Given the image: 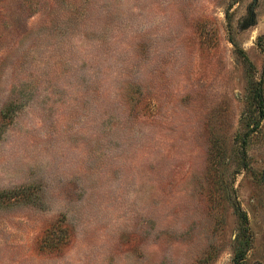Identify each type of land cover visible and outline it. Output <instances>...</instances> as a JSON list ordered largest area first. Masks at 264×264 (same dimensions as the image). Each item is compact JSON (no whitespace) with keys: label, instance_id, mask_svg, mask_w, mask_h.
I'll return each instance as SVG.
<instances>
[{"label":"rangeland","instance_id":"rangeland-1","mask_svg":"<svg viewBox=\"0 0 264 264\" xmlns=\"http://www.w3.org/2000/svg\"><path fill=\"white\" fill-rule=\"evenodd\" d=\"M0 264H264V0H0Z\"/></svg>","mask_w":264,"mask_h":264},{"label":"trees","instance_id":"trees-1","mask_svg":"<svg viewBox=\"0 0 264 264\" xmlns=\"http://www.w3.org/2000/svg\"><path fill=\"white\" fill-rule=\"evenodd\" d=\"M241 256H242L241 254H240V255H238V258H237V260L241 259V258H242Z\"/></svg>","mask_w":264,"mask_h":264}]
</instances>
